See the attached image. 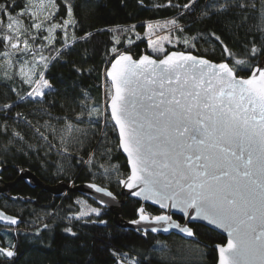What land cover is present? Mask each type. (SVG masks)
I'll list each match as a JSON object with an SVG mask.
<instances>
[{
	"label": "snow or ice",
	"instance_id": "snow-or-ice-1",
	"mask_svg": "<svg viewBox=\"0 0 264 264\" xmlns=\"http://www.w3.org/2000/svg\"><path fill=\"white\" fill-rule=\"evenodd\" d=\"M40 2L47 3L56 11L45 16V27L44 22L37 19V12L32 11L25 16L28 5L33 3V0H25L19 16L27 19L29 23L23 31L19 27L14 28V25L22 23L12 14L16 0L0 2V32L3 33L0 41L7 42L4 43V48L11 47L14 50L12 53L0 52V56L7 58L9 68L13 67L11 57L17 56V63L21 65L20 73L26 77L24 82L36 85V97H44V89L52 90L49 82L44 79L43 71L38 69L42 67L46 70L52 59L63 55L67 46L54 49L55 57L44 56L45 45L38 41L54 43L55 37L52 34L57 29L66 41L69 26L73 29V43L87 40L93 35L89 31L83 36H75L78 21L73 16V7L69 0H62L66 17L56 15L59 11L56 0ZM140 3L143 6V0ZM196 4L197 0H189L182 5L169 0L168 6L181 9L183 14L184 11L193 10ZM233 4L240 9L247 6L244 0H223L222 3L207 7L212 12H226ZM163 6L153 4V7ZM202 15L208 16L210 12L204 11ZM5 17L8 21L6 24L3 20ZM168 24L183 33L184 28L178 25L176 19L168 21ZM148 28V34L151 35L150 24ZM31 29H36L37 35H27ZM117 29L121 32L128 30L116 26L101 31L115 32ZM132 29H135V25ZM45 31L48 35H44ZM21 35H26L23 41L19 38ZM209 36L218 41L224 52L231 56L219 36L215 33H209ZM200 38L201 36L184 37L182 42L195 49V42ZM113 39L116 44L120 43L115 36ZM162 39L172 43L169 36ZM157 44L158 42H150L153 52L166 51ZM34 46L40 51L34 50ZM110 51L117 54L109 61L111 67L106 71V76L111 79L107 91L111 102L110 119L115 121L113 127H119L120 144L128 154L131 165L130 174L120 182L129 189L139 186V191L132 192L133 196L142 195L145 200L153 201L161 209L169 206L179 209L186 218V223L182 225L174 221L170 214L151 215L141 206L137 210L139 218L130 223L141 225L143 221L166 225L137 229L142 230L145 235L149 231L166 233L174 228L188 237H193V229L188 225L193 220L203 219L227 233L226 243L216 245L219 253L218 264H264V62H256L260 56H264V45L258 46L253 42L243 57H232L231 66L226 62L216 64L184 51L168 52L160 59H153L150 55L133 59L116 47H112ZM25 56H31L32 61L24 59ZM37 56L42 64L36 62ZM29 63L32 66L26 73L24 66ZM245 71L250 74L246 77L239 75ZM147 85H158V88L148 89V95L140 96L138 87L146 88ZM166 85L171 87H165ZM32 95L33 93H28L29 97ZM142 100H147L148 103L145 105ZM12 107L13 104L4 103L0 105V110ZM99 112V108L81 111L76 120L81 121L85 116L91 118L93 113ZM96 119H99V115ZM27 122L31 124L30 121ZM76 127L77 125L67 121L61 131L66 130L70 134ZM35 131L41 138L48 140L39 128ZM52 132L55 133L56 129L52 128ZM14 135L19 136V133ZM59 138L64 143L65 137L61 135ZM70 138L83 145L78 137ZM63 151L68 152V148L65 147ZM109 153L110 148L100 155ZM95 155L96 153L90 152L85 163L91 164ZM108 159L110 160V156ZM99 169L105 176L110 169L119 174L117 165L105 166L104 163H99ZM89 187L98 193H105L108 197L113 195L96 184H90ZM100 202L104 203L102 199ZM91 213L99 216L100 209L90 208V211L72 214L67 219L71 222L73 218L82 219ZM0 221L15 225L18 218L0 212ZM49 227V224H43L44 229ZM40 231L37 229L36 234L39 235ZM64 232L72 237L77 235L71 226L66 227ZM14 247L15 245H10L0 248V253L9 258L14 257L16 253L11 250ZM110 252L116 264H141L140 260L127 252H118L111 248Z\"/></svg>",
	"mask_w": 264,
	"mask_h": 264
},
{
	"label": "trees",
	"instance_id": "trees-1",
	"mask_svg": "<svg viewBox=\"0 0 264 264\" xmlns=\"http://www.w3.org/2000/svg\"><path fill=\"white\" fill-rule=\"evenodd\" d=\"M113 1L69 0L73 16L78 21L75 36H83L89 31L93 35L87 40L73 43L72 28L66 41L61 31H57L55 42L46 48L48 56L55 57L54 49L67 46L63 55L52 59L46 70L39 68V71H43L44 79L53 87L51 91H45L44 97L35 96L34 83L24 82L17 58L13 60L11 68L0 65V105L13 104L11 109L0 110V167H3L1 175L5 182L14 181L20 170L27 169L47 185L60 182L71 186L97 183L119 195L120 181L129 175V167L110 119V96L107 94L110 83L106 70L109 61L117 55L110 51L112 47L120 52H128L135 58L145 53L158 58L149 40L137 38V34L143 33L149 24L176 19L178 25L183 26V33L175 26L168 33L172 43L163 41L166 53L172 50L191 52L215 62L227 61L230 65L233 64L232 57H243L253 42L258 46L264 45V0H244L247 5L244 9L233 4L226 12H212L207 7L223 0H197L193 10L184 11L183 14L181 9L168 6L169 0H143V6L140 0H120L114 25L104 26L100 10L109 9ZM188 2L172 0V3L181 5ZM56 3L59 5L56 15L66 17L62 0H56ZM153 4L164 6L153 7ZM24 5L25 0H16L12 13L14 17L18 16ZM204 11H209L210 15L203 16ZM133 25L135 29H132ZM116 26L128 30L101 31ZM209 33L220 37L231 56ZM114 36L120 40L119 44L115 43ZM192 36H201L195 42V49L182 42L184 37ZM4 43L7 42L0 41V52L10 50V47L4 48ZM263 57L260 56L256 62H261ZM249 74L247 71L239 73L244 77ZM29 92L33 93L31 97L28 96ZM92 108H99L100 112L93 113L91 118L85 116L81 121L76 120L78 113ZM97 115L99 119H96ZM67 121L77 125L70 134L66 130L61 131ZM36 128L48 140L41 138ZM52 128L56 129L55 133ZM14 133H19V136ZM61 135L65 137L64 143L59 138ZM70 137H78L83 145L73 142ZM65 147L68 152L63 151ZM108 148L111 153L101 156L100 153ZM90 152L96 155L88 164L85 162ZM99 163L117 165L119 174L110 169L107 176L102 175ZM10 195L0 196V207L18 217L20 224L16 228L0 225V247L15 245L11 250L16 255L11 258L0 255V264H116L110 248L129 253L141 264H217L214 246L226 241L221 234L199 224L191 226L194 237L189 240L175 234L166 237L151 233L143 235L142 232L120 227L114 215L104 208L99 216L73 218L69 222L67 217L78 215L82 210V203L77 201L99 205L76 192L55 196L41 187H31L23 180L10 189ZM140 207L139 201L127 198L121 208V218L127 221L136 219ZM145 210L151 215L162 214L160 209L149 205L145 206ZM45 223L50 225L48 229L43 228ZM69 226L77 233L76 237L64 232ZM37 229L41 230L39 235L36 234Z\"/></svg>",
	"mask_w": 264,
	"mask_h": 264
},
{
	"label": "water",
	"instance_id": "water-1",
	"mask_svg": "<svg viewBox=\"0 0 264 264\" xmlns=\"http://www.w3.org/2000/svg\"><path fill=\"white\" fill-rule=\"evenodd\" d=\"M172 51H177V50H172ZM172 51H170V52H172ZM126 53L131 55L133 57V59H139L143 55H150V54L145 53V54L139 56L138 58H135L132 54H130L128 52H126ZM185 53H189V52H185ZM191 54L192 55H196L194 53H191ZM150 56L153 59H160V58L154 57L153 55H150ZM198 56H200V55H198ZM201 57H203L205 59H208V58H206L204 56H201ZM161 58H163V56ZM208 60H210V59H208ZM210 61H212V60H210ZM212 62L216 63V64H219L221 62L228 63L227 61H221V62L212 61ZM261 62H264V57L261 60ZM110 67H111V65L109 64L108 67H107V70H109ZM106 78L108 79L109 83H111L110 77L106 76ZM141 83H143V82L141 81ZM172 86H175V85H172ZM165 87H171V86L166 85ZM155 88H158V85H147L146 88L145 87H138V93H139L140 96H146V95L149 94L148 91H147L148 89H155ZM141 102L144 103L145 105L148 103L147 100H142ZM110 103L111 102H110V99H109V102H108L109 114H110V110H111L110 109ZM111 121H112L113 125H115V121L114 120H111ZM115 128H116V131H117L118 137H119V127L115 126ZM119 147H120V150H121L122 154L127 159V163H128V167H129V174H130L131 165L129 163L128 154L123 151V147L120 144V139H119ZM160 159H162V158H160ZM2 171H3V167H0V196H6V197L11 196L10 195V189L13 188L18 181L23 180V181H25V183H27L31 187H41V188L51 192L55 196H62V195H65L67 192L79 193L82 196L93 200L100 207L109 210L114 215V220L120 227L127 228V229H129L131 231H135V232H142L143 235H145V233L142 230L141 231H137L138 228H141V229L144 228V227L151 228L153 226H155V227H163V226H166V225H157V224H155V222L149 223V222H143V221L141 222V225H135V224L130 223L133 220L127 221V220L122 219L121 218V208L126 203V199L127 198H131V199H135V200L139 201L141 203V206H143L144 208H145L146 205L158 208V209H160L162 211V214H170L174 221H177V222H179L182 225L186 223L185 214L182 211H180L179 209L171 208V206H169L168 208L161 209L158 204H156V203H154L153 201H150V200H145L142 195L141 196H133L132 192L139 191V186L137 188H134V189H129V188H126L120 182L121 189H120L119 195H117L114 192H112L110 189L105 188V187H103V186H101V185H99L97 183H85V184H79V185L71 186V185L67 184L66 182H60V183H58L56 185H47L43 181H41L33 172H31V171H29L27 169L20 170L19 176L14 181L5 182L3 180V178H2V175H1ZM126 178H124L122 180H125ZM90 184H96V185H98V186H100L102 188H105L108 192H111L113 194L112 197H108L105 193H102V192L101 193L96 192V190L94 188L89 187ZM13 198H15V197H13ZM101 199L104 201V203L100 202ZM23 200H26V199L23 198ZM0 212L4 213L5 215H8V216H14V215H11V214L5 212L1 207H0ZM159 215H161V214H159ZM14 217H16V216H14ZM138 218H139V215H138V212H137V218L134 219V220H137ZM180 219H181V221H180ZM19 224H20V219L19 218H18V223L15 224V225H11L7 221H0V225L3 226V227L16 228V227L19 226ZM194 224L204 225V226L216 231L217 233L221 234L227 240V233L226 232H224L220 228L215 227L214 225L209 224L206 220L196 219V220H193L188 226L191 227ZM193 232H194V230H193ZM148 233H151V234H154V235H162V236H165V237L169 236L171 234H175V235H178V236H180V237H182L184 239H188V240L192 239L194 237V236L193 237H188V236H186V234L180 233L178 229H174V228L169 229V231L166 232V233L163 232V231L156 232V233H153V232L149 231ZM225 243H226V241H225ZM216 245L214 246L215 249H216ZM216 251H217V256H219V253H218L217 249H216ZM217 264H218V260H217Z\"/></svg>",
	"mask_w": 264,
	"mask_h": 264
},
{
	"label": "rangeland",
	"instance_id": "rangeland-1",
	"mask_svg": "<svg viewBox=\"0 0 264 264\" xmlns=\"http://www.w3.org/2000/svg\"><path fill=\"white\" fill-rule=\"evenodd\" d=\"M119 2H120V0H114L112 5H111V7L109 9L105 8V9H101L100 10V14H101V17H102V23H103L104 26H113L114 25L116 17L118 15ZM32 11L37 12V19L39 21H41V22H44L45 27H46L47 26V22L45 21V16L49 12L56 11V10L54 8H52L50 5H48L47 3H43L42 4L40 2V0H33V3L28 5V12L25 13V16L30 14ZM15 17L19 18L22 21V23L20 25H14V28L19 27L20 30L23 31L24 27L28 25L29 21L27 19H25L24 17H20L19 14H18V16H15ZM53 19H55V18H53ZM7 22H8L7 19L4 20V23H7ZM172 28H173V25L168 24V21L164 22V23L154 24V25H151L152 33H151V35H149L148 34L149 33V28H148V26H146L145 31L143 33H139V37H143L146 40H149L150 42H158L157 46H162L163 47V44H164L163 41L164 40H162V37L167 36ZM58 30L59 29L55 30L54 33L52 34L55 37V39L57 37V31ZM70 32H71V26H69V28H68V33H70ZM27 35H37V30L36 29H31L30 33L27 34ZM44 35H48V33L45 31ZM19 38H20L21 41H23V39L26 38V35H21ZM38 42L42 43L43 45H45V47L43 49V55L44 56H48L46 48L50 44L49 41H38ZM29 43H32V41L29 40ZM20 46H21V48H23V43H21ZM34 50H36L37 52L40 51L38 48H35V46H34ZM8 51L10 53L14 52V50L11 49V47H10V50H8ZM154 53L158 56V58L162 57V56H164L166 54V52H154ZM30 57L31 56H25L24 59H26V60L31 62L32 58H30ZM15 58H17L16 55H13L11 57L12 60H14ZM6 59L7 58L1 56L0 57V65L2 67H4V68H9L7 63H6ZM36 62L38 64H42L43 63V62H41L39 60V56L36 57ZM31 66H32L31 63H29V64L24 66L26 73L28 72V69ZM20 67H21V65H20ZM20 67H19V71H20ZM38 71H39V69H38ZM24 78H26V77H24ZM34 79H35V77H33V80ZM49 84H50V82H49ZM51 87H52V85H51ZM44 91H48V89H44ZM39 98H42V97H39ZM81 202H82V204H81L82 205V210L81 211H90V208H99L100 209V214L103 211V208H101L100 206H95V205H92V204L87 203V202L82 201V200H81ZM91 215H95V213H91ZM91 215H89V216H91ZM86 217H88V216H86ZM0 255H4V254L0 253Z\"/></svg>",
	"mask_w": 264,
	"mask_h": 264
}]
</instances>
